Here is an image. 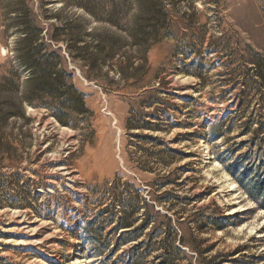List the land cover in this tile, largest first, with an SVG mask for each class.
I'll list each match as a JSON object with an SVG mask.
<instances>
[{"label":"rangeland","instance_id":"rangeland-1","mask_svg":"<svg viewBox=\"0 0 264 264\" xmlns=\"http://www.w3.org/2000/svg\"><path fill=\"white\" fill-rule=\"evenodd\" d=\"M18 2L0 0V81L12 70L22 81L27 76L12 60L17 33L11 9ZM161 3L162 11L145 27L156 37L139 50L127 49L134 56L127 76L112 65L109 77L95 82L77 69L88 107L66 117L67 124L44 105L28 104L24 115L0 117V264H112L114 258L96 257L83 225L103 204L111 207L103 222L116 211L134 192L130 176L136 173L157 193L175 189L191 198L181 204L185 226L198 236L206 263L264 264V208L230 173L233 158L219 159L242 141L248 170L263 151L262 137L252 143V134L239 135L244 122L264 121V0ZM1 88L16 91L13 85ZM9 98L0 94L1 105ZM164 111L173 118L159 124L171 131L138 128L150 113ZM224 115L236 129L211 139L210 124ZM180 148L189 153L182 159L175 153ZM159 175H172L177 183L160 189ZM104 226L100 242H115L114 225Z\"/></svg>","mask_w":264,"mask_h":264},{"label":"trees","instance_id":"trees-1","mask_svg":"<svg viewBox=\"0 0 264 264\" xmlns=\"http://www.w3.org/2000/svg\"><path fill=\"white\" fill-rule=\"evenodd\" d=\"M57 1L62 5L55 6L48 3L49 0H19L18 7L11 9L14 15L12 27L17 33L12 60L16 67H24L27 76L22 81V77L13 70L2 76L0 94L10 98L6 106L0 103V117L24 115L28 104L44 105L51 107L56 119L67 124L66 117L88 107L84 92L77 87L80 81L77 69L86 80L97 82L107 79L110 68L115 65L113 70L125 77L134 68V56L127 49L135 47V51L139 50L149 39L156 37L145 27L162 9L161 0ZM157 5L160 9H156ZM132 11L131 24L126 25ZM72 77L78 81L74 82ZM1 84L13 85L16 91L6 92ZM148 116L151 119L144 120L138 128L171 131L159 124L173 118L166 111ZM227 117L224 115L220 121L210 124L211 139L225 138L234 132L236 124ZM242 127L239 137L252 134V143L259 137L264 139V121H247ZM134 135L160 144L165 142L151 133L135 132ZM243 144L241 141L231 145L219 159L226 163L228 158H233L235 170L229 169L230 173L264 208V147L260 145L263 151L256 166L245 170L248 156L241 152ZM250 150L249 156L252 148ZM175 153L179 154V159L189 154L182 148L175 149ZM254 173L257 179L247 183L245 179ZM130 177L135 190L127 200L116 204V211L110 212L103 222L101 219L111 211L109 204H103L91 220L84 222L85 238L90 245H94L96 257L101 262L114 258L112 264H208L202 258L203 251L196 245L198 236L185 226L186 209L181 204L188 203L191 198L175 189L157 193L150 188L148 179L138 173ZM171 177L159 175L156 179L158 188L176 184V179ZM127 201L128 205L125 204ZM219 211V215L223 216V211ZM191 219L200 224L194 216ZM205 220H213L214 223L213 217L206 216ZM105 223L114 225L110 233L117 237L115 242H100L106 229Z\"/></svg>","mask_w":264,"mask_h":264},{"label":"bare ground","instance_id":"bare-ground-1","mask_svg":"<svg viewBox=\"0 0 264 264\" xmlns=\"http://www.w3.org/2000/svg\"><path fill=\"white\" fill-rule=\"evenodd\" d=\"M242 211V210H241Z\"/></svg>","mask_w":264,"mask_h":264}]
</instances>
